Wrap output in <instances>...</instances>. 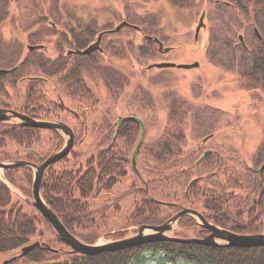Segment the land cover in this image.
Masks as SVG:
<instances>
[{
    "label": "flooded vegetation",
    "instance_id": "af4514ba",
    "mask_svg": "<svg viewBox=\"0 0 264 264\" xmlns=\"http://www.w3.org/2000/svg\"><path fill=\"white\" fill-rule=\"evenodd\" d=\"M51 13L63 14L64 19L61 20L64 23H56L44 15ZM77 13L67 9H44L39 14L46 17L44 24L0 25V108L35 119L65 123L73 132V146L91 145L96 150L102 145L105 150L107 180L113 183L111 188L125 189L131 184V191L142 190L150 199L153 196L149 191L156 195L165 191L176 192L174 185H166L161 181V176H173L176 173L172 164L179 153L178 158L183 160V164L177 176L183 178L184 199L171 201L176 204L170 216L182 207L195 210L208 223L232 233L264 232V226H259L263 221L259 217L255 219L254 196L249 195L251 199L245 201L244 189L225 185L221 173L224 167L235 174L247 168L261 184L259 176L264 171L259 174L256 172L264 161L257 166L252 164L256 150L250 154L241 153L242 143L239 141L235 145L238 139L222 136L224 128L233 129L240 123L236 119L224 120L225 113L229 112L223 109L220 99L222 95L207 98L217 92L222 94L223 90L213 87L204 93L191 88L188 94L187 90L180 94L175 89H159V74L150 73V70L166 69L148 66L165 62L162 56L175 47L165 46L159 39L162 44V50H159L157 42L151 39L161 56L145 60L146 64H142V47L145 40H150L142 26L138 29L123 27L110 33L107 31L112 26L97 29L95 25L82 23L84 15ZM252 31L261 42L253 28ZM101 32L99 49L87 54L78 53L95 43ZM253 42L255 44L256 41ZM164 48L167 51H163ZM252 54H255V50ZM127 59L131 62V69L124 67ZM207 61L214 65L209 59ZM250 61L254 63L256 58L253 56ZM99 66L113 67L117 74H101ZM260 70H264V65L261 64ZM260 75L264 77V72ZM117 79L120 87L114 88L112 83ZM236 80V85L244 89L237 77ZM260 94H264L260 87L250 91L251 96ZM240 109L241 104L238 106ZM98 112H102V115L97 119ZM30 128L26 127L23 143L32 145L39 139L40 131L48 132L47 141L52 146L50 152L38 153V156L30 145L19 147L17 156L12 154L13 158L10 159L39 164L64 143V137L58 131ZM175 128H185L186 132L187 128L208 131L195 136L191 130L194 138L191 141L187 135L176 138L173 131ZM142 129L144 136L133 166L131 157ZM165 130L167 135H163ZM13 144L11 141L7 149ZM202 158L219 161L215 168L217 174L208 181L207 177H203L206 165L201 166L199 163ZM143 160H146L145 164ZM60 161L52 164L44 175L48 174V170L57 168L55 165ZM202 191L232 192L237 197L227 202L218 195L206 199ZM182 218L183 222L180 221ZM175 227V235L184 238L190 235L202 238L210 233L197 225V220L190 214L180 217ZM188 232L191 234L187 235Z\"/></svg>",
    "mask_w": 264,
    "mask_h": 264
},
{
    "label": "trees",
    "instance_id": "16d2710c",
    "mask_svg": "<svg viewBox=\"0 0 264 264\" xmlns=\"http://www.w3.org/2000/svg\"><path fill=\"white\" fill-rule=\"evenodd\" d=\"M167 1L185 8L191 7L195 2V0ZM202 1L205 6L208 1L212 2L219 20L216 25L206 26L207 39L203 51L205 57L214 65L235 74L239 84L245 90L252 91L259 87L264 90V77L260 75L264 72L260 70L261 64L264 65V0ZM47 9H53V7L49 4ZM202 11L205 12V9ZM44 15L49 17L51 14ZM5 17V13L0 15V20ZM45 18L42 17L43 21L39 20L36 23L44 22ZM50 19L54 18L50 16ZM125 20L133 23L128 18ZM138 26H142L146 35L155 36L163 41V38L156 34L158 30L149 29L141 24ZM252 28H255L263 37H261V42L254 37ZM239 30L244 31V34L247 31L251 40L243 33H238ZM238 34H242L247 48L238 44ZM145 41L142 47L144 60L161 56L151 39ZM253 41H256L255 44ZM238 50L241 51L240 54H237ZM253 50L255 54H252ZM253 56L256 61L251 63L250 59ZM98 69L101 74L107 72H111L112 75L117 74L113 67L99 66ZM112 84L115 85L114 88L120 87L119 79L113 81ZM26 127L0 122V161H10L12 160L10 158H13L12 154L7 152L8 141L14 142L19 147L31 145L23 143ZM173 131L176 138H181V129L175 128ZM163 135H167V130ZM70 153L71 163L64 164L68 161L67 156L60 161L63 163L60 167L54 168L53 171L48 170V174L42 177L40 192L44 202L57 215L65 228L85 243L92 244L104 235H110L116 239L121 238L130 228L138 225L161 224L174 210L173 205L176 203L171 201L184 199V184L182 178L177 176L183 164V160L178 158L179 153L172 164L175 166L176 173L173 176H161V181L166 185L169 183L174 185L176 192L165 191L156 195L149 191L148 193L153 196L149 195L152 199L148 198L147 193L142 190L131 191V184L125 189L111 188L113 183L107 180L105 150L102 145L85 157L83 163L79 162L82 154ZM263 161L264 141L253 154L252 164L257 166ZM218 162V160L211 161L209 158H202L199 161L201 166L206 165L207 170L203 176L207 177L206 181L217 174L215 168ZM143 163L145 164L146 160H143ZM221 173L224 175L225 185L244 189L246 197L243 199L245 201L251 199L249 195L254 196L255 219L259 217L263 221L259 226H264V171L259 176L261 184L256 180L255 174L247 168L235 174L224 167ZM31 177V170L28 168H9L3 171V178L22 195L29 198L31 197ZM202 194L206 196V199L218 195L226 202L237 197L232 192L223 191H202ZM12 195L13 192L0 180V253H11L9 257H14L24 245L34 241L40 242L39 246L33 247L23 256L14 257L10 261L12 264H147L150 261L154 264H264V246L239 248L160 241L92 256L74 253L57 239L48 223L35 208H31L32 211L29 213L23 212L16 200H13ZM157 201H167L172 204L163 205ZM138 202L142 205L137 206ZM126 203H128L127 209L130 210L121 213L122 205ZM180 221L183 222L184 218ZM40 224L49 230L52 237L54 236L52 240L41 237L44 233L39 229Z\"/></svg>",
    "mask_w": 264,
    "mask_h": 264
},
{
    "label": "rangeland",
    "instance_id": "374dc122",
    "mask_svg": "<svg viewBox=\"0 0 264 264\" xmlns=\"http://www.w3.org/2000/svg\"><path fill=\"white\" fill-rule=\"evenodd\" d=\"M7 1L8 3H6ZM211 3V1H208L205 6L202 0H195L191 7L185 8L173 5L167 0H0V15L5 13L6 16L0 20V25L6 27L15 24H44L46 23V18L42 23L36 22L39 20L43 21L39 14L42 10L47 9L50 4L53 9L77 11L78 15H84L82 23L95 25L97 29L113 27L122 19L128 18L133 24H141L149 27V29L158 30L156 34L163 38V45L175 47V49L162 56L165 62L187 64L197 61L200 65L198 68L190 69L170 67L163 70L153 68L154 70H150V73L159 74V89H175L180 94H184L186 90L188 94V90L191 88L202 90L204 93L213 87L223 90L222 94L217 92L216 94L208 95L207 98H217L222 95L223 97L220 99L223 109L229 112V114L225 113L224 120L236 119L240 123L233 129L224 128L222 136L238 139L235 145L237 146L239 141L242 143L240 152L250 154L264 140V94L251 96L250 91H246L236 85L238 83L234 74L207 61L203 52V45L207 39V27L206 29H201L197 39L194 40V29L202 10L205 9L203 22L206 26L219 23L215 8ZM86 15L88 17H85ZM50 16L54 18L52 20L56 23H64L61 20L64 19L63 14L51 13ZM237 32L243 33L244 36L249 37V40H251L247 31H245L246 34L242 30ZM240 53L241 51L238 50L237 54ZM130 63L127 59L124 67L131 69ZM142 64H146L145 60ZM147 73L150 74L149 71ZM240 104L241 109L238 110ZM101 115L102 112H98L96 118H100ZM191 130H193L195 136L205 134L208 131L207 129L195 131V129L187 128L186 132V129L182 128L181 136L187 135V137L190 136L191 141L192 139L194 140ZM48 136V132L40 131L39 139L31 145L33 151L39 154L50 152L52 146L47 141ZM8 142L9 146L11 141ZM18 150L19 146L13 144L7 149V152L17 156ZM94 151L95 149H92L91 145L75 144L72 147V152L82 154V157L79 158L80 163H83V159ZM71 158L72 155L69 153L68 161L64 164L71 163ZM62 164L59 162L55 166L60 167ZM2 174L3 172L0 170V177H3ZM11 192H13V200H16L23 212L29 213L32 211L31 208L33 207L25 202L27 198L20 191L13 188ZM127 205L128 203L123 205L121 213L130 210L129 208L127 209ZM108 223L111 224L110 222ZM175 228L174 226L169 234H177ZM39 229L44 233L41 237L53 239L54 236L52 237L43 224L39 225ZM132 233L133 231H129L126 235H131ZM190 234V232L187 233V235ZM115 239L113 236L104 235L98 239V242H108ZM10 255L11 253H0V264L8 259ZM147 264L154 263L150 261Z\"/></svg>",
    "mask_w": 264,
    "mask_h": 264
},
{
    "label": "water",
    "instance_id": "95a60500",
    "mask_svg": "<svg viewBox=\"0 0 264 264\" xmlns=\"http://www.w3.org/2000/svg\"><path fill=\"white\" fill-rule=\"evenodd\" d=\"M204 12H202L198 18V22L194 29V39L197 38V34L200 28L204 27ZM123 27H131L133 29H138L137 25L131 24L126 20L119 21L112 29L107 32L114 33L119 31ZM103 32L99 33L97 40L92 45L88 46L82 51H78L81 54H87L94 49H99L100 36ZM254 33L261 40V36L258 34L257 30L254 28ZM147 38H152L153 41L157 42L159 50H162V44L156 37L147 36ZM238 44L243 48H247L242 34L237 36ZM163 51H167L164 48ZM199 63L197 61L187 63V64H174L171 62H160L155 64H150L148 68L153 66L157 68H170L177 67L183 69H190L197 67ZM0 122L9 124H19L22 126H28L38 129H50L60 132L64 137V143L60 149L50 153L46 159L39 164L26 160H10V161H0V170L3 171L9 168H28L32 171V182H31V198L26 199L44 218L52 229L54 235L57 239L63 242L70 248L71 252L79 253L82 255H96L103 252H114L121 249H127L137 245L150 243V242H160V241H174L179 243H194L206 246H230L239 248H253L264 246V232L255 234H236L225 229L218 228L207 221L199 215L195 210L181 208L178 212L173 214L171 217L166 219L164 222L158 225H147L142 224L131 229L134 232L131 235H126L122 238L108 241V242H98V240L92 244L85 243L73 234H71L62 222L59 220L57 215L49 208V206L44 202L40 194V182L45 171L55 162L63 159L69 153L73 146V132L71 128L61 121L45 120V119H35L27 115L17 113L12 110L0 108ZM144 129L141 131L139 141L134 147L131 163L134 166L135 157L139 146L143 140ZM39 156V155H38ZM264 169V162L257 168L256 172L259 174ZM0 180L12 191L14 188L10 185L4 178L0 177ZM186 214L192 215L197 220V225L203 227L210 231V233L202 238L197 237H181L169 234L173 227L177 223L181 216ZM39 241L31 242L24 245L19 249V253L14 257H21L26 252H28L33 247L39 246ZM14 257H10L1 262V264L9 263Z\"/></svg>",
    "mask_w": 264,
    "mask_h": 264
}]
</instances>
